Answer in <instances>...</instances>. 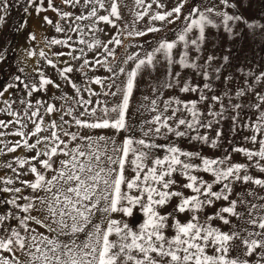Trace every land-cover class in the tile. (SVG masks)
<instances>
[{
  "label": "snow or ice",
  "instance_id": "obj_1",
  "mask_svg": "<svg viewBox=\"0 0 264 264\" xmlns=\"http://www.w3.org/2000/svg\"><path fill=\"white\" fill-rule=\"evenodd\" d=\"M15 2L23 5L25 17L12 31L26 28L30 14H34L42 27L48 25L63 34V38H43L45 47L60 45L69 49L52 54L69 58L59 61L63 67H58L44 50L37 53L25 49V58H43L73 92L69 95L60 91L59 96L49 99H33L34 94L47 93L49 86L62 89L61 83L46 75L43 66L29 73L20 67L18 71L23 75H15L0 86V114L11 117L0 119V155L16 153L18 149L33 153L0 162V168L6 169L0 174V193L10 194L4 201L10 209H0V264H264V178L250 172L255 169L264 174V71L257 74L237 68L243 79L233 88L235 78L224 75L229 55L209 54L199 62L208 28H223L229 38H234L238 35L237 23L259 30L261 35L264 23L249 22L241 14L223 10L237 7L230 0H219L223 9L209 0L210 6L193 8L184 16L185 23L175 40H163L143 56L127 53L117 63L116 48L110 45L123 46L119 32L106 42L96 33L104 32L101 24L118 27L117 22L123 19L121 0ZM186 2L174 0L170 10L157 12L150 20L174 23L180 19ZM153 3L157 8L165 7L162 0ZM134 4L145 7V0H134ZM11 6L9 0H0V36L4 35L2 26ZM151 8L152 4H148L144 12L137 11L134 23L148 15ZM49 12L56 19L45 14ZM85 30L93 35L92 41L85 38ZM158 31L160 28L150 26L146 31L129 32V36ZM193 32L196 35L190 37ZM72 34H77L78 39L74 40ZM36 39L35 33H29V41ZM10 44L9 37L0 49V62L5 61ZM76 44L84 47L76 48ZM178 47L183 51L176 59L174 50ZM85 49L94 53L91 59ZM190 51L197 56L190 58ZM157 54H162L169 65L167 77L150 89L151 95H143L137 108L143 123L130 127L128 112L137 78L143 71L155 69ZM217 60L221 62L215 64ZM72 61L79 63L74 65ZM129 62L134 65L130 70ZM175 64L192 69L202 77V85L181 79L179 72L173 73L171 66ZM97 67L108 75L88 77L85 70L95 71ZM74 71L82 72L85 82H75L70 75ZM221 78L226 87L216 92L213 81ZM93 85H99L102 91L97 92ZM173 88L195 94L196 98L163 99V91ZM15 90L25 95L14 97ZM99 96H111L115 102L94 99ZM241 99L245 102H238ZM245 107L252 110L253 118L242 115ZM144 113L149 117L145 118ZM225 119L231 120L230 131L250 133L243 140L252 147L234 146L230 152L210 158L199 151H185L175 143H156L158 138L174 136L218 148L223 135L218 126ZM214 126L213 137L201 133V129L212 130ZM137 127L142 133L140 138L135 137ZM11 128L15 131H4ZM98 129L132 135L118 143L113 137L93 135ZM6 135L19 139L5 142ZM156 149L164 154L157 155ZM233 153H239L246 162H233ZM127 170L134 175L126 176ZM201 172L211 179L199 175ZM175 175L184 182L177 181ZM28 176L32 178L26 179ZM237 187L240 191H236ZM173 199L175 207L162 213L160 209ZM218 201L226 203L203 215ZM137 207L145 217L138 229L123 219L112 218L116 213L130 217ZM97 213L103 225L93 220ZM184 213L189 214V219L182 222L177 217ZM214 220L227 226V230L213 225Z\"/></svg>",
  "mask_w": 264,
  "mask_h": 264
},
{
  "label": "rangeland",
  "instance_id": "obj_2",
  "mask_svg": "<svg viewBox=\"0 0 264 264\" xmlns=\"http://www.w3.org/2000/svg\"><path fill=\"white\" fill-rule=\"evenodd\" d=\"M10 7L7 20L2 26L3 36H0V49L4 47L5 40L9 37L11 38V44L9 45L10 50L7 53V57L5 61L0 62V86L6 85L9 83L15 75H23L19 73L18 69L20 67H25V73H29L32 71L34 67L43 66L45 73L47 76L51 77L57 83L62 84V89L57 90L51 86H49L47 93H38L34 94L33 99L36 98H43L49 99L51 96H59L60 91L67 92L69 95H72L73 90L70 86L64 85L63 81L58 76L56 70L52 69L50 66H47L46 61L43 58H40L38 55L25 58V49L30 48L37 53L39 50H44L48 53L49 58L53 59L54 62L58 64V67H63L64 65L60 64V60H68L67 56L56 58L52 54L54 52H67L69 51L68 48H64L60 45H54L50 48L45 47L43 43L44 37H56V38H63V34L56 33L55 30L48 25L41 26V20L34 14H30V18L28 19V26L21 31H12L15 25L20 22L24 17L25 14L21 11L23 7L22 4L17 5L15 0H9ZM216 4L219 5V0H214ZM230 2L235 3L237 7L235 9L228 8L223 9V5H219V7L223 10L228 11L230 14H241L246 20L249 22L255 20L260 23H264V0H230ZM162 3L165 5L163 9L157 8L156 4L153 3V0H145V7L137 8L134 4V0H121V15L123 19L117 22L118 27L112 28L108 25L101 24L100 26L104 29V32L96 33V36L101 39L102 41H107L110 35H115L119 32V38L123 41V46H114L110 45V47L116 48L117 63L120 62V59H123L127 53H140L143 56L144 52H151L156 46H158L159 42L163 40L173 41L177 37L178 31L183 27L185 21L184 16L188 15L189 11L193 8H201L203 9L206 6H210L209 0H187L185 7L182 9L180 19L175 20L174 23H167V22H160V21H152L150 20V16L154 15L157 12L170 10L173 6L174 0H162ZM148 4H152V8L148 9V15H145L143 19L135 21V13L137 11L144 12L146 6ZM102 14L103 10H101ZM50 16V18L56 19L54 13H45ZM44 15V14H41ZM83 24H87V21L82 22ZM154 26L160 28L158 32H147L144 36H129V32L135 31H146L148 27ZM86 31L85 38L88 41H92L93 35ZM235 32L238 35H235L234 38H229V34L223 30V28L215 29V28H208L206 30L205 36L206 40L203 45L202 54L200 63L203 62V59L206 58L209 54H215L218 57H222L224 55L230 56V64L224 70V75H232L235 78V83L232 85L233 88L238 86L242 82V77L239 72L236 71L237 68H244L247 72L251 70L254 73H259L264 71V35L260 34L259 30L253 31L248 29L244 23L240 22L237 23L235 26ZM29 33H35L37 39L35 41H29L28 35ZM73 39H78L77 34H72ZM196 33H190L189 36H195ZM74 47H84L83 45H74ZM125 49L127 52H125ZM87 53V58L91 59L93 57V52L88 51L85 49ZM183 51L182 47H178L174 50V58L178 59V53ZM79 55V52L75 53ZM197 53L195 51H190L189 57L193 58L196 57ZM158 63H156L155 69H148L143 71L140 76L137 78V87L134 90L133 97L131 100V106L129 108L128 115L131 117L129 119L128 124L130 127L137 126L143 123V120L140 119L139 115L137 114V108L140 105L141 99L143 95H151L150 89L157 86L159 82H163L164 79L167 77V73L169 71V65L167 64L166 60L164 59L162 54H157ZM221 61L217 60L214 63L219 64ZM74 65H78L79 62L72 61ZM129 70L134 67L132 62H129L127 65ZM88 77H105L108 73L103 69L97 67L95 71H89L86 69ZM171 71L173 73L179 72L181 74V79H188L196 84L203 83L202 77L198 76L192 69H181L179 64H175L171 66ZM72 79L79 83L85 82V76L80 71H74L70 74ZM124 77L121 76L120 80H123ZM251 80V77H249ZM119 83V80L117 81ZM214 88L216 92H219L221 89L225 88L226 85L223 82V78L221 80L213 81ZM97 92L102 91L99 85L92 86ZM260 86L257 85V88ZM14 97H23L25 93L22 90H15L13 92ZM87 96V93H84ZM176 96L182 100H191L195 99V94L190 93H180L178 88L173 89H165L162 93V98L167 99L169 97ZM100 99L101 101L107 100L109 104L115 102L114 98L111 96L104 97L99 96L94 99ZM240 103H244L245 100L241 99L238 101ZM17 107H20L17 105ZM203 107V106H202ZM149 113H144V117L148 118ZM242 115L245 118H253L252 110H249L245 107L244 112ZM0 119H11L4 114H0ZM31 124L28 125V130H31ZM216 127L212 130L201 129V133L207 132L210 137L215 135ZM222 129L223 135L220 141V147L218 148H210L207 145L201 144L196 141H189L187 138H180L177 139L174 136H169L167 138H158L156 140L157 144L167 145L168 143H175L181 149L185 151H199L202 155L216 158L220 157L225 152H230L232 147L234 146H247L252 147L250 144H246L243 140L244 136L250 135V133L246 130H240L237 132L230 131L231 128V120L225 119L221 122L218 126ZM4 131H15V128H11L9 130ZM91 131V130H89ZM93 135H105L108 137H113L118 143L121 142L125 137L132 135V132H119L116 133L112 129H98L94 130L92 133ZM195 135V133H193ZM142 133L140 132L139 128H136L135 137L140 138ZM5 142H11L19 139V137L14 135H6L3 137ZM157 155L162 156L164 153L160 149L154 150ZM33 153H26L21 149H18L16 153H7L6 155H0V162L3 161H10L14 156L17 155H32ZM233 162H246L245 158L241 156L239 153L232 154ZM199 163V161H195ZM6 169L0 168V174H3ZM250 172L261 178H264V174L259 173L255 169H250ZM9 174H11L9 172ZM126 176L131 177L134 174L130 171H126ZM199 175L204 176L205 179H211V177L206 173H199ZM31 176L26 177V179H31ZM177 181L183 183V179L179 175H175L174 177ZM219 186H217L218 189ZM185 194H190L189 190H184ZM236 191H240V188L237 187ZM10 197L8 193H0V209L7 211L10 209V206L4 203ZM226 202L218 201L214 207L206 208L203 215H208L213 213L217 208L223 206ZM176 205V200L173 199L169 205L160 209L162 213H166L172 210ZM112 218L123 219L125 222L129 223L133 229H138L139 226L143 223L145 217L143 212L139 210V208H134L133 215L130 217H124L122 214L116 213L112 214ZM182 222L187 221L189 219V214L184 213L180 214L177 217ZM93 220L96 223L103 225L102 216L100 213H97ZM171 222V221H170ZM213 225L222 227L223 230H227V226L221 225V222L218 220L212 221ZM41 231H44L41 229ZM169 236L172 235V232L167 233ZM62 239H67V237H62ZM81 239H83V235L81 234Z\"/></svg>",
  "mask_w": 264,
  "mask_h": 264
}]
</instances>
